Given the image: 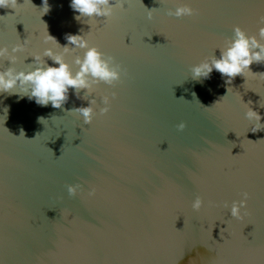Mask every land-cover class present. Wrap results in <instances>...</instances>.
Masks as SVG:
<instances>
[{
    "label": "water",
    "instance_id": "1",
    "mask_svg": "<svg viewBox=\"0 0 264 264\" xmlns=\"http://www.w3.org/2000/svg\"><path fill=\"white\" fill-rule=\"evenodd\" d=\"M31 3L0 8V47L16 57H0V72L34 71L36 56L59 67L43 56L51 48L75 75L86 50L68 35L123 72L111 87L89 77L90 93L69 88L61 109L0 93V264H264V130L245 118L251 108L264 124V78L191 72L220 58L233 26L259 39L264 0H123L124 11L111 0L112 18L79 20L71 0H48L44 15ZM183 5L196 14L167 16ZM92 100L86 125L72 110ZM244 192L243 218H232Z\"/></svg>",
    "mask_w": 264,
    "mask_h": 264
},
{
    "label": "clouds",
    "instance_id": "2",
    "mask_svg": "<svg viewBox=\"0 0 264 264\" xmlns=\"http://www.w3.org/2000/svg\"><path fill=\"white\" fill-rule=\"evenodd\" d=\"M31 4V0H24V4ZM23 5H18L17 0H0V8H11L16 12ZM70 7L74 12L79 13L76 17L77 20L81 17L93 18L103 17L110 19L113 16L114 7L111 4V0H71ZM44 14H47L50 10L48 0H42V7L40 8ZM115 9L124 11L123 0H119V3L115 5ZM196 11L188 5L178 6L175 11H169L167 16H174L176 18L184 16H193ZM148 19L151 20V13L148 15ZM259 24L264 25V16L259 17ZM233 38L226 40L228 45L226 48H222L220 52V58L215 57L205 58V60L198 65L192 67V78L199 80L200 78L207 79L209 75L215 70L222 77H226V83H231L237 76L245 77V73L253 76H260L264 78V73L253 74L250 71V65L253 63H264V26L259 27L258 37L248 36L239 26H233ZM48 39H55L48 35ZM69 45L73 48L84 49L83 58H77L75 64L78 66V71L75 75L69 69V65L64 62L62 54H54L51 48L45 49L43 56L48 57L54 64L59 67H50L43 65L40 61V57L36 56L34 62L36 64L34 71L28 72H14L12 68L0 72V93L17 94L21 97L27 96L29 100H34L39 106L46 107L51 104L54 109H61L62 105L68 100V90L73 89L75 93H79L81 90H88L91 92L88 78L91 77L94 83H103L108 86H114L116 82L121 79L123 69L121 65L116 63L112 56H106L100 52L96 47H90L88 41L80 35H68L66 37ZM258 49V51H257ZM64 53L69 51L68 47H64ZM23 46L16 44L11 48L12 54L22 52ZM0 57H8L10 63H14L16 60L15 55H10L8 47H0ZM19 89V91H14ZM111 97L115 98V93H111ZM102 103L105 105L99 109L101 116L105 115L109 111L110 97L108 95L103 96ZM95 101H89L87 107H78L72 110V113L78 114L83 118V123L91 124L94 111L93 105ZM261 107L264 104L260 103ZM245 118L254 125L252 131L264 130V124H261V116L248 108L245 112ZM185 124L182 122L177 125V131H183ZM23 134V132H21ZM24 135V134H23ZM80 188L79 184L68 185L67 192L70 196L77 195V189ZM93 192H89L88 195L92 196ZM248 200V193H242V199L240 201H234L231 205L230 214L232 218L242 219L241 209H246ZM202 200L199 196L192 202L193 211H199L202 206ZM245 212L243 215H246Z\"/></svg>",
    "mask_w": 264,
    "mask_h": 264
}]
</instances>
